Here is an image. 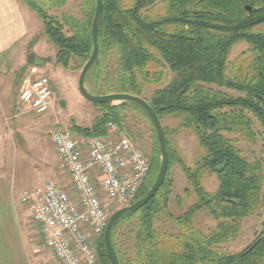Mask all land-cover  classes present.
Here are the masks:
<instances>
[{
    "label": "trees",
    "instance_id": "16d2710c",
    "mask_svg": "<svg viewBox=\"0 0 264 264\" xmlns=\"http://www.w3.org/2000/svg\"><path fill=\"white\" fill-rule=\"evenodd\" d=\"M22 1L42 19L48 40L58 50V62L69 68L78 58L84 66L93 52L96 0H84L82 20L72 17L64 22L48 13L51 0ZM103 4L100 52L86 77L92 79L93 94L143 97L162 125L169 116L180 121L174 130L163 126L166 138L170 131L187 130L198 145L194 167L182 162L195 201L179 214L169 209L173 181L168 169L155 197L115 223L112 242L120 263L264 264V220L259 236L245 249L224 247L240 234L245 218L264 212V160H251L239 146L241 140L254 145L261 139L264 153V0H103ZM241 43L247 49L231 60ZM149 85L154 90L147 99ZM94 104L101 113L91 127L72 125L76 133L105 135L108 121L122 125L127 107L152 122L132 101ZM167 146L170 157L168 139ZM155 153L152 165L161 154L157 140ZM151 176L152 168L130 204L153 186ZM206 177L216 178L215 190L205 188ZM202 213L216 222L208 232L200 220ZM123 222H134L133 257H121L115 246V232ZM98 250L103 264H113L104 235Z\"/></svg>",
    "mask_w": 264,
    "mask_h": 264
},
{
    "label": "rangeland",
    "instance_id": "374dc122",
    "mask_svg": "<svg viewBox=\"0 0 264 264\" xmlns=\"http://www.w3.org/2000/svg\"><path fill=\"white\" fill-rule=\"evenodd\" d=\"M51 1L53 4L47 8L50 15L57 17L63 22L65 19L72 17L82 20L84 0ZM24 6L31 15L28 21L30 35L25 43L26 49L23 61L17 64L18 67L12 63L5 65L6 68L3 75L6 79V101H4V105L7 109L5 117L0 119V138L3 136L7 138L6 157L10 165V174H12L10 177L16 181L15 199L21 209L22 224L27 237L25 243L30 251L31 264H58L53 254L45 248L40 231L35 225L30 215L29 207L25 202L27 214L23 211L20 195L21 192L24 194L26 191L32 190L48 180H54L75 198L69 175L58 160L55 146L51 140V132L58 124L62 126L76 124L83 127H91L95 118L101 113V109L86 99L79 90V77L84 67L82 61L78 58H73L69 68H65L59 63L56 57L58 50L48 40L42 19L31 7L26 4ZM68 29L69 26L65 25V30ZM245 46L247 45H237L231 53L230 59L233 60ZM40 76H47L51 81L53 89L52 107L49 111L42 114L29 112L19 114L21 109L18 104L22 87L27 81L35 80ZM91 83V78L85 80L87 90L94 93ZM153 90L154 87L149 85L144 97L150 99ZM228 92L238 94L233 90ZM120 103L121 101L113 102L115 105ZM179 123L180 121L175 117L169 116L163 121V126L174 130ZM120 126L150 158L152 168L151 181L154 184L161 165V154L158 161L152 165V159L156 154V140L158 142L154 125L143 112L127 107L124 110V118ZM255 127L259 129L257 123ZM3 129H5V132ZM167 139L171 149L168 177L173 181L169 209L173 213L179 214L195 201V196L189 186L182 162L186 166L194 167L195 159L198 156V145L195 136L187 130L170 131ZM239 146L251 160L253 158L264 160L263 141L261 139L254 145L241 140ZM158 148H160L159 143ZM203 183L209 191H213L217 187L215 177H206ZM119 209L118 206H112V215ZM200 220L203 223L205 232H208L216 225V222L207 216L206 213L200 214ZM263 220L264 212L245 218L242 222L240 234L224 245V247L229 251L245 249L259 236ZM133 228L134 222H123L115 232V246L123 258L133 257L134 255ZM98 243L99 241L96 244V250L99 264H103L99 256Z\"/></svg>",
    "mask_w": 264,
    "mask_h": 264
},
{
    "label": "built area",
    "instance_id": "2783aa9c",
    "mask_svg": "<svg viewBox=\"0 0 264 264\" xmlns=\"http://www.w3.org/2000/svg\"><path fill=\"white\" fill-rule=\"evenodd\" d=\"M52 105L47 76L24 84L19 114H42ZM105 131L103 136H83L58 124L51 132L75 198L54 180L23 194L45 248L59 264H99L96 244L110 221L111 207L130 205L151 171L150 158L117 122L108 121Z\"/></svg>",
    "mask_w": 264,
    "mask_h": 264
},
{
    "label": "crops",
    "instance_id": "0c3cea01",
    "mask_svg": "<svg viewBox=\"0 0 264 264\" xmlns=\"http://www.w3.org/2000/svg\"><path fill=\"white\" fill-rule=\"evenodd\" d=\"M27 10L22 0H0V119L5 117L7 109L4 105L5 65H17L23 61L25 43L30 35L28 21L31 15ZM244 44L246 43L238 46ZM247 47L248 45L239 54ZM3 131L5 132V129ZM7 148V138L3 136L0 138V264H31L30 251L25 243L27 237L22 224L21 209L15 199L16 181L10 177L12 174L6 157ZM22 198L21 192L20 202L26 213ZM57 263L59 264L58 261Z\"/></svg>",
    "mask_w": 264,
    "mask_h": 264
},
{
    "label": "water",
    "instance_id": "95a60500",
    "mask_svg": "<svg viewBox=\"0 0 264 264\" xmlns=\"http://www.w3.org/2000/svg\"><path fill=\"white\" fill-rule=\"evenodd\" d=\"M103 0H96V9H95V15L92 21V38H93V52L90 57V59L85 63L80 77H79V90L82 93V95L88 99L89 101L93 103H105V102H115V101H132L139 105H141L148 113L149 117L151 118L154 128L157 131V138L159 147L161 150V165L160 170L157 176L156 181L154 182L153 186L150 188V190L139 200L136 202L124 206L117 210L110 218V221L105 229L104 232V243L106 251L109 255V258L111 259L113 264H121L120 260L117 256V253L115 251L113 242H112V230L115 225V223L118 221L120 217H122L124 214L138 210L145 205H147L157 194L159 189L162 187V185L165 182L166 175L169 168L170 163V157L168 152V146H167V138L164 131V127L161 123L160 118L158 117L157 113L153 109V107L143 98L140 96H135L127 93H110V94H93L90 91L87 90L85 86V80L88 75L89 70L93 66V64L96 62L99 56L100 47H99V30H100V20L103 13ZM246 8L248 11H251V6L247 5Z\"/></svg>",
    "mask_w": 264,
    "mask_h": 264
}]
</instances>
